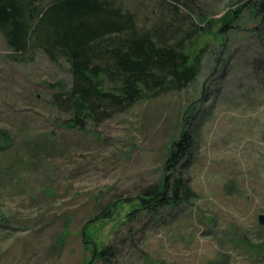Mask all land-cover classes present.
I'll list each match as a JSON object with an SVG mask.
<instances>
[{"label":"rangeland","instance_id":"obj_1","mask_svg":"<svg viewBox=\"0 0 264 264\" xmlns=\"http://www.w3.org/2000/svg\"><path fill=\"white\" fill-rule=\"evenodd\" d=\"M246 1L233 29L221 32L217 21L212 34L190 44L192 56L206 48L190 86L85 130L67 128L69 115L51 102L71 82L68 63L53 62L40 49L16 56L0 31V264H88L93 244L102 248L115 237L124 241L120 263L142 264L121 225L132 206L93 219L113 200L164 179L168 150L189 128L195 142L182 173L197 198L170 210L166 224L140 233V247L166 263L264 264V249L255 252L264 241L258 221L264 213V19L253 7L259 0H180L194 19L202 11L213 20ZM116 3L147 28L171 14L163 0ZM192 110L188 128L185 112Z\"/></svg>","mask_w":264,"mask_h":264},{"label":"trees","instance_id":"obj_2","mask_svg":"<svg viewBox=\"0 0 264 264\" xmlns=\"http://www.w3.org/2000/svg\"><path fill=\"white\" fill-rule=\"evenodd\" d=\"M163 1L170 5V17L163 15L147 28L136 12L123 9L117 0H51L46 4L42 0H0V31L16 56L40 49L53 62L64 59L68 63L71 82L66 87L59 82L62 88L53 93L51 102L69 115L64 121L67 128L85 130L140 101L190 86L199 76L206 54V48H201L192 56L190 44L201 34H212L217 21L222 22L221 32L233 29L232 24L249 7L246 1L217 20L198 11L194 19L192 9L182 10L180 0ZM253 7L263 20L264 0ZM185 115L190 118L186 122L189 128L196 113L192 110ZM262 138L264 141V134ZM194 142L190 128L181 130L168 150L164 179L148 185L139 195L113 200L93 219H110L119 205L132 206L121 225L142 264H174L153 260L140 247L139 234L166 224L170 210L197 198L182 173V160L188 158ZM91 222L85 224V233ZM123 242L115 237L102 248L93 244L88 264H121ZM257 247L255 252H261L264 241Z\"/></svg>","mask_w":264,"mask_h":264},{"label":"water","instance_id":"obj_3","mask_svg":"<svg viewBox=\"0 0 264 264\" xmlns=\"http://www.w3.org/2000/svg\"><path fill=\"white\" fill-rule=\"evenodd\" d=\"M258 221L261 225H264V213L259 214Z\"/></svg>","mask_w":264,"mask_h":264}]
</instances>
